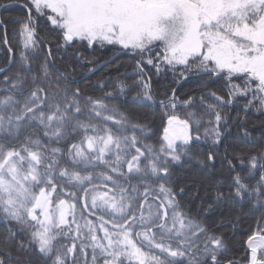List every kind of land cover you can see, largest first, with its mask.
Segmentation results:
<instances>
[{"label": "snow or ice", "instance_id": "6c2138e0", "mask_svg": "<svg viewBox=\"0 0 264 264\" xmlns=\"http://www.w3.org/2000/svg\"><path fill=\"white\" fill-rule=\"evenodd\" d=\"M20 6L19 67L0 69V264H264V130L257 139L246 124L253 108L264 115V0ZM98 48L128 56L137 78L121 80L117 65L115 78L81 88L55 66L54 51L83 67L95 61L81 49ZM152 72L172 80L149 144L147 114L127 105L156 102ZM193 159L209 170L203 195L174 179ZM255 212L237 259L231 236Z\"/></svg>", "mask_w": 264, "mask_h": 264}, {"label": "trees", "instance_id": "16d2710c", "mask_svg": "<svg viewBox=\"0 0 264 264\" xmlns=\"http://www.w3.org/2000/svg\"><path fill=\"white\" fill-rule=\"evenodd\" d=\"M21 5L24 3V0H16ZM4 1H0V4ZM9 2V1H8ZM20 5L12 6L10 9H5L1 11L0 13V21L4 22V24L7 25V36L11 37L13 35L12 31H15L16 28L13 25V21L15 20L16 14L12 13L11 9H18L21 10L22 7ZM21 8V9H20ZM23 10V9H22ZM24 11V10H23ZM17 17V16H16ZM18 18V17H17ZM4 24H0V38L2 39V36H4ZM42 33H45L46 30L41 27ZM12 32V34H11ZM15 35H13L14 37ZM43 37V36H42ZM3 46V45H2ZM0 47V69H3L7 64V60L9 58V53L4 47ZM81 51L84 53V56H86L89 60L95 61V64H88L85 63L83 67L80 66V64L76 60L69 61L68 59V53L66 52H53L55 56H57V62L56 67L59 68L62 72L64 71L65 66L69 69V79H75L78 81L79 86L81 88H84L85 85H96L98 82L109 80L110 78H115L118 73L114 71L113 69L119 65V76L121 80H125L126 82L130 83L131 80L136 79L135 75V69H134V62L129 59L128 56L122 55L121 53L118 54V57L116 59V64H112V66H109V68H102L99 72H96L92 75L86 76L88 74V69L94 67L96 64L101 63L105 56H112L116 54L118 51H114L110 49H96V50H88V49H81ZM106 53V54H104ZM63 56L64 59L61 61L59 57ZM126 65H123L125 64ZM14 66L8 67L9 72L17 69L19 67L18 63H13ZM75 68V71L72 72L71 69ZM151 72V70H149ZM105 74L103 75L102 73ZM2 79V77H0ZM172 80V75L161 73L159 76L152 72V91L155 96L156 102H147V104H144V106H141L143 103L142 101H137L136 104L129 103L127 105L128 110L131 112L134 118H143L145 114H147L146 120H141V122L149 123L152 127V131L155 133L154 136L150 140H147L146 142L149 144H154L155 141H157L160 136L162 135L163 131V124L166 122V116L164 115L165 110L160 107L159 101L163 98V92L165 89H170V83ZM195 87V85L190 84H184V86L180 89L181 93L188 90L189 87ZM88 91H92V88H88ZM96 94H99L97 92ZM135 93L130 94L129 100H131V97L134 96ZM264 115L261 114V111L253 108L252 112L247 118L246 124L248 129L251 131L252 136L256 137L257 134H260V132L264 129H262V125H264ZM203 131V129H201ZM233 134L235 135L236 129L233 128ZM131 135V133H129ZM158 147V145H156ZM223 148V146H221ZM202 175L203 181H197L195 178H193V175ZM195 175V176H196ZM176 179L178 185H187L190 192H196L199 190L200 194H204L205 188L208 186V184L211 182L209 179V170L199 164L196 160H192L190 164L185 165L182 169H178L176 172V175L174 177ZM201 182V183H200ZM190 199V198H189ZM198 203V200L196 201ZM217 213L224 211L227 212L228 208L225 206H221L218 208ZM260 213H248L244 217L243 223L240 226L239 230L236 232L235 235L231 236V246L234 249V255L237 259H240L244 256L245 253V242L247 240V234H251V231H255L257 228V221L259 219ZM77 218H79V209H77ZM71 219V217H69ZM261 227H264V222L260 223ZM73 227H75L73 225ZM8 230L7 226L0 222V240H4L7 237ZM100 236H103V232L99 233ZM19 239V237H17ZM8 248L12 250L13 259L16 258L17 249L15 248V242L12 240H7ZM89 252H91V249L89 248ZM21 255H23L21 253ZM91 257L89 256V260ZM7 264V261H6ZM102 264V260H101Z\"/></svg>", "mask_w": 264, "mask_h": 264}, {"label": "rangeland", "instance_id": "374dc122", "mask_svg": "<svg viewBox=\"0 0 264 264\" xmlns=\"http://www.w3.org/2000/svg\"><path fill=\"white\" fill-rule=\"evenodd\" d=\"M0 1H4L3 3L0 4V13H1V11L5 10V9H10V7H12V6H16V5L18 6V5H20L18 3V1H16V0H0ZM23 4H21V5H23ZM22 9L21 10L11 9L10 10L12 13L16 14V16L18 17L17 18L16 16H14L15 17V20L14 21L20 19L23 16V14L25 12V9L23 7H22ZM14 21L12 23L15 26L16 30L15 31H12V32H13V35H15V36L14 37H13V35L11 37H8L7 36L8 45H5L3 43V40L5 38V34H4V36H2V39L0 38V47L3 45L2 47H4L8 51V47L10 46L13 49L14 53H15V62H13L12 60H10V58H8V60H7L8 62L6 64V66L8 65L7 68L10 67V66H12V65L14 66L13 63H18V65H19L20 52L21 51H24V37H22L21 35H19L18 26L14 24ZM12 32H11V34H12ZM40 36H41V38H43L45 36V33H42V30L41 29H40ZM107 50H108V52H111V51H109L110 49H107ZM112 50L117 51L115 49H112ZM119 53H121V52L118 51L116 54H114V55H112L110 57L109 56L103 57L104 60L101 63H98V64H96L94 66V68L96 69V71H94L93 73H91L90 71H88V74L85 75L84 77L89 76V75H92V74H94L96 72H99L102 68L106 69V68H109V66H112V64L113 65L116 64V62H117L116 60H118L116 58L118 57V54ZM104 54H106V53H104ZM103 63H104V65L101 66V67H99ZM123 65H126V63L123 64ZM102 74L104 75L105 72L102 73ZM263 119H264V117H263ZM256 138L259 139L260 138V134H257ZM195 175H193V178H195V180H197V181H203L202 175H198V176L197 175L195 176ZM231 241H232V239H231ZM245 249H246V247H245Z\"/></svg>", "mask_w": 264, "mask_h": 264}, {"label": "water", "instance_id": "95a60500", "mask_svg": "<svg viewBox=\"0 0 264 264\" xmlns=\"http://www.w3.org/2000/svg\"><path fill=\"white\" fill-rule=\"evenodd\" d=\"M104 65V63L103 64H101L99 67H101V66H103ZM96 71V70H95ZM94 71H92L91 73H93ZM245 247H246V244H245Z\"/></svg>", "mask_w": 264, "mask_h": 264}]
</instances>
